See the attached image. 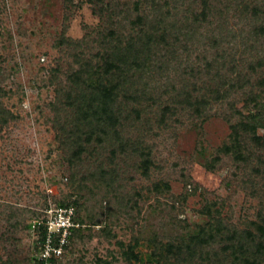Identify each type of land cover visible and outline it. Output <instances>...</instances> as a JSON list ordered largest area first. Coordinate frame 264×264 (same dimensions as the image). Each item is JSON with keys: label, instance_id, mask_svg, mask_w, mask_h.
<instances>
[{"label": "rangeland", "instance_id": "374dc122", "mask_svg": "<svg viewBox=\"0 0 264 264\" xmlns=\"http://www.w3.org/2000/svg\"><path fill=\"white\" fill-rule=\"evenodd\" d=\"M176 2H170L164 29L178 53L163 71L153 66L148 69L152 76L142 72L137 78L152 93L142 98L139 119L132 122L135 136L150 150L145 177L131 156L107 161L108 149L99 151L102 159L97 161L86 156L69 163L53 128L56 92L78 67L77 57L88 60L97 53L102 21L94 11L106 8L108 0H0V264H35L37 239L28 224L60 203L77 204L83 228L59 264H76L79 258L87 264H154L155 242L185 238L208 220L199 211L213 201L237 228H253L259 201L240 186H227L236 166L218 153L230 134L220 114L226 107L216 106L203 121L176 115L178 123L165 132L157 128L155 115L182 88L216 90L219 81L205 71L193 72V67L207 62L218 68L222 62L220 79L226 82L232 55L253 59L244 52V45L253 44L248 33L252 18L230 15L219 24L204 23L195 36H184L174 29L179 26L186 33L189 25L185 12L175 10ZM219 33L225 39L214 41ZM62 39L79 41V47L60 46ZM238 95L232 91L229 98ZM249 107L261 136L264 100ZM217 155L215 169L207 170L204 163ZM157 182L167 183L169 193H156ZM93 213L96 225L90 224ZM129 251L134 256H127ZM196 258L186 264L198 263Z\"/></svg>", "mask_w": 264, "mask_h": 264}, {"label": "trees", "instance_id": "16d2710c", "mask_svg": "<svg viewBox=\"0 0 264 264\" xmlns=\"http://www.w3.org/2000/svg\"><path fill=\"white\" fill-rule=\"evenodd\" d=\"M129 1L108 0L106 8L94 11L102 21L96 39L99 49L88 60L77 57L78 67L67 75L66 85L57 90L53 128L61 149L67 151L69 163L76 164L86 156V159L97 161L102 159L99 151L108 149L107 161L115 156H131L136 164L139 162L136 170L147 177L151 165L150 150L140 136H135L137 127L132 122L139 119L142 98L150 97L152 93L147 86H139L137 78L142 72L152 76L153 72L149 70L153 66L163 71L171 57L178 53L179 49L164 29V19L168 18L170 2L174 0H136L131 6ZM178 8L185 12L184 19L189 25L186 33H182L179 26L174 29L184 36H195L204 23L219 24L230 15L252 18L248 20V33L253 37H249L253 44L244 45V52L250 53L253 59H236L232 55L228 65L231 72L226 82L220 79L222 62L218 68L207 62L201 68L193 67V72L205 71L219 81L216 90L176 89L178 100L174 96L164 103L165 106L158 107L155 115L157 128L165 132L178 123L176 115L186 114L190 119L203 121L209 118L213 108L225 106L220 114L229 124L230 134L218 153L230 158L236 166L227 186H240L247 195L259 201V207L256 221L251 223L253 228L239 229L222 216L220 203L205 204L199 212L208 220L197 225L185 238L155 242L154 264L194 263L195 257L198 262L195 264H264V134H257L258 125L249 109L250 105L257 106L264 100V0H177L175 10ZM258 17L261 24L256 28L254 19ZM224 37V33L213 35L214 41H222ZM78 43L62 39L58 44L78 48ZM253 77L257 85L252 83ZM232 91L240 95L231 99ZM153 102L156 99H152ZM238 104L241 106L237 107ZM132 129L133 135L130 134ZM219 159L217 155L211 162H205L204 167L214 170ZM154 190L159 195L168 194L170 187L167 183L157 182ZM59 206H74V220L81 227L71 231L61 258L51 264H59L70 255L72 242L83 228L75 202L60 203ZM215 206L219 207L213 209ZM46 209L34 218L42 216ZM96 216V213L90 215L91 225L98 223ZM43 238L44 230L40 228L35 244L37 251ZM126 255L134 256L133 251ZM210 256L213 257L210 259ZM169 259L173 262L168 263ZM34 262L41 264L37 258ZM76 264L87 263L79 258Z\"/></svg>", "mask_w": 264, "mask_h": 264}, {"label": "built area", "instance_id": "2783aa9c", "mask_svg": "<svg viewBox=\"0 0 264 264\" xmlns=\"http://www.w3.org/2000/svg\"><path fill=\"white\" fill-rule=\"evenodd\" d=\"M74 218V206H60L47 208L42 216L30 221V231L36 236V239L38 229L44 230V238L37 256L41 264H51V261L61 258L71 231L81 227Z\"/></svg>", "mask_w": 264, "mask_h": 264}]
</instances>
